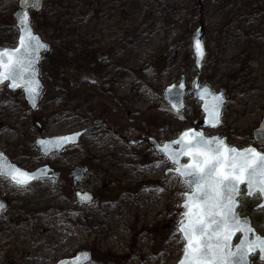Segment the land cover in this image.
<instances>
[{
  "label": "rangeland",
  "instance_id": "rangeland-1",
  "mask_svg": "<svg viewBox=\"0 0 264 264\" xmlns=\"http://www.w3.org/2000/svg\"><path fill=\"white\" fill-rule=\"evenodd\" d=\"M16 7L17 0H0L1 45L16 43ZM31 17L53 54L40 62L44 90L35 110L21 89L0 85V149L26 170L47 163L61 175L26 187L0 177L7 201L0 264H51L82 248L92 254L87 264H175L179 204L189 187L164 173L172 166L148 139H172L202 116L188 86L196 72L191 33L202 25L201 81L227 94L220 125L204 132L240 147L253 143L264 110V0H43ZM181 75L187 92L175 113L162 89ZM94 119L105 126L59 154L38 156L36 137ZM77 165L88 168L79 181L93 195L86 204L74 203L69 172ZM248 206L243 199L239 209ZM255 219L264 234V216ZM251 264L263 263L254 256Z\"/></svg>",
  "mask_w": 264,
  "mask_h": 264
},
{
  "label": "water",
  "instance_id": "water-1",
  "mask_svg": "<svg viewBox=\"0 0 264 264\" xmlns=\"http://www.w3.org/2000/svg\"><path fill=\"white\" fill-rule=\"evenodd\" d=\"M43 0H17V8L12 13L14 25L17 28L16 44L13 47H8L0 44V56H2V63H0V77L8 76L11 69L15 68L19 75L13 80L0 79V85L6 84L8 91L13 92L17 89H21L26 106L30 110H34L38 104L40 95L44 89V84L39 77V64L44 53H48L51 49L49 42L45 41L41 35L36 32L32 25L31 12H38L41 10ZM204 29L202 25L196 27L191 33V57L193 58V66L196 70L194 76L189 81V89L192 92L193 98L199 103V110L202 113V117L198 121L182 129L176 137L168 140H164L162 143L157 142L153 138L148 140L153 146V150L157 156L164 157L168 163L172 166L165 170V174L172 173L180 178L185 183L189 190L183 193V199L179 204L181 210V216L177 219L176 231L179 233L183 240L182 252L179 259L175 264H189V261L185 259V248L187 246L186 237L181 231V228H189L193 224L202 222L210 232L216 227L215 224L210 223V217L205 215L204 209L207 207L205 200L198 197L203 191L207 190L211 192L207 183L201 182L199 185V191L197 185L193 183L194 175H201L203 170H206L207 165L203 163L204 160H208L209 164L219 160L220 163L216 165V172L213 173L214 177L218 174H228V164L231 156L230 149L244 150L248 148H254L256 152L264 154L257 148L255 144L246 146H237L229 144L225 137L218 134L208 135L204 133L203 128H216L221 123V112L224 103L227 98V94L224 89L215 90L212 85L207 81H201V66L202 60L205 55V42H204ZM23 38V43H22ZM199 42L200 50L203 55L200 54V50L196 45ZM106 54H101L99 60L105 59ZM186 94V83L183 75L180 76L177 83L172 82L166 85L162 90L163 100L173 112H180L184 107V96ZM213 114L216 115V120H213ZM98 126V122L94 120L93 124L84 128L74 130L67 133L56 134L51 136H38L34 139V146L38 150L40 157H48L55 153L59 154L65 147L75 146L79 142L81 136ZM187 133V135H184ZM253 139L255 142H264V110L259 124L252 131ZM63 138H68L67 140ZM203 139L208 142V146L203 144H197V141ZM177 141H180L177 143ZM219 149V153L215 152V149ZM173 156L175 160L173 161ZM255 157H253V161ZM250 161L249 163H252ZM188 166V167H185ZM179 169V171H178ZM87 171L86 166H75L71 170V176L75 187V203L86 204L91 202L93 195L88 191H80L78 182L82 179L83 175ZM184 173L183 175L181 173ZM27 174V175H25ZM0 177L8 179L10 182L17 186L25 187L30 183L42 179V178H58V173L54 172L52 168L47 164H42L33 170H26L13 161L0 149ZM15 177V179H14ZM26 180V183H18V181ZM261 177H256L251 194H249V188L246 183H238V195L233 197L235 206L233 212L236 214L239 222L240 229L250 228L251 231L243 232L240 229L228 225H221L218 233V238L221 240V246L218 253L220 259L227 261L240 260V264H251V258L256 255L257 260L264 264V252H261L258 248L253 250L252 245L258 243V239L264 240V234L256 231L252 224L251 217L249 215H241L237 210L240 204L242 195L252 197L254 194H258L260 201L254 206V209L264 208V193L260 192V187L264 186L260 184ZM189 199V197H194ZM210 203V202H209ZM5 207V201L0 199V211ZM216 220H221L223 212L220 209H214ZM227 240L224 237L227 233ZM238 238L236 239V236ZM217 237H213L216 239ZM198 233L194 234L193 242L197 240H203ZM236 239V240H235ZM247 240L245 244L244 241ZM225 244L227 245L225 247ZM241 252L245 253L243 258H240ZM91 260V252L88 249H80L74 255L57 260L54 264H87Z\"/></svg>",
  "mask_w": 264,
  "mask_h": 264
},
{
  "label": "snow or ice",
  "instance_id": "snow-or-ice-1",
  "mask_svg": "<svg viewBox=\"0 0 264 264\" xmlns=\"http://www.w3.org/2000/svg\"><path fill=\"white\" fill-rule=\"evenodd\" d=\"M27 2V0H25ZM23 43V38H22ZM197 49L200 50L199 42L196 45ZM200 54L203 55L202 50ZM0 63H2V56H0ZM19 73L15 68L11 69L8 76L0 77V79H15ZM213 120H216V115L213 114ZM184 135H187L185 133ZM67 140L68 138H63ZM180 141H177L179 143ZM197 144H203L205 147L208 146V142L203 139L197 141ZM215 152L219 153V149H215ZM230 153L234 155L231 156L230 162L228 164V174L220 173L217 177L213 176L216 172V165L220 163L216 160L214 163L209 164L208 160H204L203 163L207 165L206 170H203L201 175H194V180L192 181L197 185L199 191V185L201 182L207 183L211 192L205 190L198 197L199 199L205 200L207 207L204 209L205 215L210 217V223L215 224L216 227L210 232L207 230L206 226L202 222L193 224L191 227L185 229L181 228L182 233L186 237L187 246L185 248V259L189 261V264H240V260L227 261L220 259L218 256L221 240L218 238V233L220 231L221 225H228L231 223L232 227L240 229V222L233 212V207L235 206V201L233 197L238 195V183H246L249 188V194H251V189L256 182V177H261L260 184L264 185V154L256 152L254 148H248L244 150L230 149ZM253 157L255 160L253 161ZM174 162L175 156L172 157ZM253 161L252 163H249ZM188 167V166H185ZM179 171V169H178ZM184 174L183 172L181 173ZM27 175V174H25ZM15 179V177H14ZM26 180L18 181V183H26ZM260 192L264 193V186L260 187ZM194 197H189L193 199ZM210 202V203H209ZM214 209H220L223 212L221 220H216L215 215L219 213H214ZM243 232L251 231L250 228L240 229ZM198 233L203 240H197L193 242L194 234ZM227 233L224 237L226 241L228 235ZM213 237H217L213 239ZM258 239V243L253 244L251 247L253 250L259 249L264 252V240ZM247 243V240L244 241ZM227 245L225 244V247ZM245 253L241 252L240 258L242 259ZM264 259V257H262Z\"/></svg>",
  "mask_w": 264,
  "mask_h": 264
},
{
  "label": "flooded vegetation",
  "instance_id": "flooded-vegetation-1",
  "mask_svg": "<svg viewBox=\"0 0 264 264\" xmlns=\"http://www.w3.org/2000/svg\"><path fill=\"white\" fill-rule=\"evenodd\" d=\"M95 120V119H94ZM94 120L92 121V124H93V122H94ZM96 121L98 122V126H96V127H94V128H98V127H102V126H105V125H103L104 123L102 122V121H100L99 119H96ZM252 136V135H251ZM252 140H253V138H252ZM257 146H258V148L259 149H261V150H263L264 151V148H262L261 146L262 145H259V144H257ZM39 156V155H38ZM42 164H47V163H42ZM42 164H40V165H42ZM47 165H49V164H47ZM39 166V165H38ZM51 168H52V170L54 171V172H57L58 173V178H56V179H54V180H57V179H59L60 178V172L58 171V170H56L55 168H54V166H52V165H49ZM87 167V166H86ZM69 177H70V179H71V182H72V186L74 187V183H73V179H72V176H71V171L69 172ZM46 179H53V178H46ZM30 185V184H29ZM74 192H75V188H74ZM0 199H2L3 201H5V207L0 211V214H1V212L7 207V201H6V199H4V198H2V197H0ZM243 199H247L248 200V204H249V206L243 211V214H245V215H250V217H251V219H252V223H253V225L256 227V229L259 231V229H258V226H260V223L258 222V221H256V219H255V216H256V214H260V215H263L264 216V209L263 208H259V209H254V206L255 205H257V203L259 202V196H258V194H255V195H253L252 197H243ZM243 199H242V201H243ZM253 202V203H252ZM20 222H22V220L20 221ZM73 255V254H72ZM72 255H70V256H72ZM66 257H69L68 255L67 256H63V257H60V258H66ZM60 258H56L51 264H53V263H55L58 259H60Z\"/></svg>",
  "mask_w": 264,
  "mask_h": 264
},
{
  "label": "trees",
  "instance_id": "trees-1",
  "mask_svg": "<svg viewBox=\"0 0 264 264\" xmlns=\"http://www.w3.org/2000/svg\"><path fill=\"white\" fill-rule=\"evenodd\" d=\"M53 51V50H52ZM50 52V53H48V54H46V55H49V56H51L52 57V54H53V52Z\"/></svg>",
  "mask_w": 264,
  "mask_h": 264
}]
</instances>
